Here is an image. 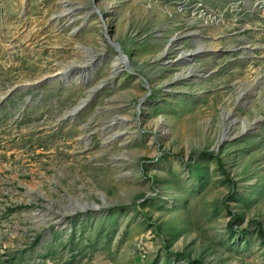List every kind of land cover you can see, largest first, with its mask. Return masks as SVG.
Listing matches in <instances>:
<instances>
[{"label":"rangeland","instance_id":"obj_1","mask_svg":"<svg viewBox=\"0 0 264 264\" xmlns=\"http://www.w3.org/2000/svg\"><path fill=\"white\" fill-rule=\"evenodd\" d=\"M109 1L0 0V264H264V0L182 10L164 58Z\"/></svg>","mask_w":264,"mask_h":264},{"label":"crops","instance_id":"obj_2","mask_svg":"<svg viewBox=\"0 0 264 264\" xmlns=\"http://www.w3.org/2000/svg\"><path fill=\"white\" fill-rule=\"evenodd\" d=\"M173 1L175 0H110L108 4L109 15L114 18V20L122 19L125 21L121 28L118 27L117 24L114 25V34L121 33V30L126 33L127 27L135 29L154 28L158 29V33L156 34L158 38L166 35L168 39L166 41L168 42L172 37L171 35H173V37L178 35L183 27L186 29L185 27H189L192 22L194 23L188 16L182 15L183 13H180L182 11L174 9V7L170 5L173 4ZM227 1L228 0H206L205 5H207L211 11L224 12V14H226L225 12L229 7ZM180 27L182 28L180 29ZM195 30L196 29H194V31ZM160 42H162V40L159 41V43Z\"/></svg>","mask_w":264,"mask_h":264},{"label":"water","instance_id":"obj_3","mask_svg":"<svg viewBox=\"0 0 264 264\" xmlns=\"http://www.w3.org/2000/svg\"><path fill=\"white\" fill-rule=\"evenodd\" d=\"M93 12L98 13L99 16H100L101 18L103 17L102 14H101V12H100V9H99V8L95 5V3L93 2V6L91 7V9L89 10V12L87 13V15H86V17H85V20H84V22H83V25L87 22V20H88V16H89L91 13H93ZM103 23H104V20H103ZM104 29L106 30L105 23H104ZM77 30H78V28L74 29V31H77ZM105 38H106L107 42H108L110 45H112V46L114 47L115 51H116V54L113 55V59L122 58V56H123L124 54H123L122 51H121L120 44H119L117 41L112 40V39L110 38V36L106 33V31H105ZM172 40H174V37L171 38V39L167 42V44H166L164 50H163L162 53H161V56H160L161 58H164V57H165L166 52H167V49H168V47L170 46ZM79 47H80L81 49H83L84 51H87L85 47H83V46H81V45H79ZM192 54H193V53L189 52V53H187L186 56L190 58V56H191ZM180 55H182V51H180ZM179 60H180V56H177V57L174 58L173 60L168 59V60L164 61V62H163V65H164V64H165V65H169V64H177ZM189 60H190V59H189ZM89 61H90V58H88L87 60H85V61L82 62V65L80 66V67H81V71H80V73H79V77H80V79L85 78V77H86V74H87V71H88L89 69H93V68H94L93 66H92V67L88 66ZM72 63H73V62H72ZM123 63L125 64V67H126V66H127V62H123ZM69 68H70L69 65H68V66H67V65H64L63 68H62L61 70L57 71L56 73H53V74H51V75H46V76L43 77V78H40V79L34 80L32 83L26 82V83H22V84H16V85H13L11 88H9V89L7 90V92H6L4 95L1 96V99L5 98L10 92H13V91L18 90V89H20V90H24V89L29 88V87H30V88H34V87L38 86V85L41 84V83L48 82V81L53 80V79H55V78H65V77L67 76V73H68V71H69ZM117 68H118V67H117V65H115V64L112 66V70H113V71H115ZM191 75H192V74H191V69H190V67H189V68L187 69V74H186L185 78H186V79H189ZM195 77H197V76H195ZM87 100H88L87 98L80 99L79 102H78V103L72 108V110L69 111L68 114H66V116H69V115H70V116H74L75 113L78 112V111H79V110H80V109L86 104ZM77 205H79V204L77 203ZM91 206H92V207H96L95 204H92Z\"/></svg>","mask_w":264,"mask_h":264},{"label":"built area","instance_id":"obj_4","mask_svg":"<svg viewBox=\"0 0 264 264\" xmlns=\"http://www.w3.org/2000/svg\"><path fill=\"white\" fill-rule=\"evenodd\" d=\"M239 3L243 5L239 6V16L246 12H254L257 6L260 5L259 0L251 2V7H249L248 4L243 3V0H240ZM178 7L179 11L188 9L193 18L198 19L205 24H211L217 20H221L224 15V12L220 13L211 11L203 2L199 0H183Z\"/></svg>","mask_w":264,"mask_h":264},{"label":"trees","instance_id":"obj_5","mask_svg":"<svg viewBox=\"0 0 264 264\" xmlns=\"http://www.w3.org/2000/svg\"><path fill=\"white\" fill-rule=\"evenodd\" d=\"M216 160L217 162H220V159H218L217 157H216ZM232 224L233 223L231 222L229 225L232 226ZM257 234L259 238L261 239V241L264 243V230L261 227H258ZM37 240H38V237H37Z\"/></svg>","mask_w":264,"mask_h":264},{"label":"bare ground","instance_id":"obj_6","mask_svg":"<svg viewBox=\"0 0 264 264\" xmlns=\"http://www.w3.org/2000/svg\"><path fill=\"white\" fill-rule=\"evenodd\" d=\"M115 60H123V62H127V59L125 58V56L123 55L122 58H118V59H115ZM171 60V59H170ZM193 76H196V75H193Z\"/></svg>","mask_w":264,"mask_h":264}]
</instances>
